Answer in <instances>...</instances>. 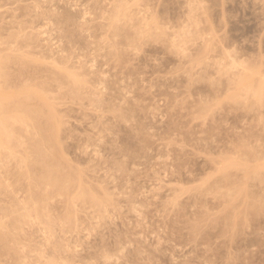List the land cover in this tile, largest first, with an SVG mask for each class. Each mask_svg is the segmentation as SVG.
<instances>
[{
	"label": "rangeland",
	"instance_id": "rangeland-1",
	"mask_svg": "<svg viewBox=\"0 0 264 264\" xmlns=\"http://www.w3.org/2000/svg\"><path fill=\"white\" fill-rule=\"evenodd\" d=\"M263 77L264 0H0V264H264Z\"/></svg>",
	"mask_w": 264,
	"mask_h": 264
},
{
	"label": "bare ground",
	"instance_id": "bare-ground-1",
	"mask_svg": "<svg viewBox=\"0 0 264 264\" xmlns=\"http://www.w3.org/2000/svg\"><path fill=\"white\" fill-rule=\"evenodd\" d=\"M227 53H229V52H227ZM228 56H229V60H230V64H233V65H235V64H241L240 62H237V60H235L234 59V57H231V55H229V54H227ZM241 66V68L242 69H244L245 67H244V65L243 64H241L240 65ZM239 78V80L237 81L239 84H241V86L242 87H245V88H251L250 86H251V84H249V82L250 81H248V78H247V76H245L244 74L243 75H241L240 77H238ZM261 83L263 84L264 83V77H263V79H261Z\"/></svg>",
	"mask_w": 264,
	"mask_h": 264
}]
</instances>
